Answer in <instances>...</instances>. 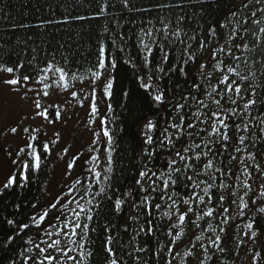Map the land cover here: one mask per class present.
<instances>
[{
	"label": "snow or ice",
	"instance_id": "snow-or-ice-1",
	"mask_svg": "<svg viewBox=\"0 0 264 264\" xmlns=\"http://www.w3.org/2000/svg\"><path fill=\"white\" fill-rule=\"evenodd\" d=\"M138 4L141 6H138ZM109 7V0H101L94 15L107 16ZM121 7L128 12H136L140 15L156 13V19L162 23L160 29L154 30V26H151V24L147 29H140L142 36L139 42L145 51V66L150 67L152 65L153 62L149 57L153 56L156 48L162 53L161 64H164L169 61V50H166V46L167 49H171L177 43L184 44L182 60L183 64L187 65L189 61L197 59L195 54L190 51L192 44L187 41H197L200 48L205 47L203 39L197 40L198 33L194 31L190 34L186 30V21L189 19L186 12L189 8H199L201 10L199 14L193 11L191 17L193 19L198 17V19L203 20L207 15L211 5L203 3L202 0H195V2L193 0H121ZM177 11L179 14L175 17L174 24L168 17L162 15L166 12ZM2 12L3 9H0V13ZM72 18L86 20L88 17L77 15ZM67 19L68 17L62 20L40 19L36 27L44 28L49 25H58L66 22ZM166 20L167 22H165ZM11 26L13 28L33 27L32 24L25 23ZM105 30L107 31V29ZM218 30L221 31L218 32ZM201 33H206L208 37L216 39V47L210 49L208 62L199 65L200 75L204 79L211 77V72L206 73L204 71L206 68H212L213 71L218 69L220 75L217 77L215 85L209 83L208 88L204 90L203 94L206 99L193 97L197 105L196 112H184V109L189 108L187 103H177L173 106L177 113V122H170L169 126L175 129V133L169 132V128L165 127L159 137L154 139V136L150 133L157 129V122L148 120L144 125L143 143L145 148L142 159L146 161H151L158 154L157 144L171 149L183 137L186 136L187 140L174 153L169 152V158L165 162L167 171L158 170V178L162 187L158 188L156 179H153L157 176V171H153L148 163L143 164V168L138 171V178L133 186L136 189L135 195L140 197L139 203L133 198V191L123 193V198H121V194L112 186L113 153L116 148L115 134L109 124L110 118L107 113L113 111L111 100L114 98V84L116 81L113 72L117 69L118 63L115 55L110 53L108 45L103 41L98 45L96 63L90 69V76L87 77L90 91H87L84 87L85 77L83 75H78L76 71L65 66H58L54 62V57L53 60L46 61L44 67L36 70L31 61L12 62L10 58L5 60L0 56V85L8 86L12 92H19L21 84L32 80L42 85V93L34 88H26L22 98H27L28 91H34L38 97L41 95L48 97L50 94L49 89L69 91L70 89H76L77 82H79V90H71L70 95L76 98L81 107L84 106L86 100L88 101L89 125L96 124L97 117L100 119L97 128H90L93 139L89 146V152L92 155L85 163L91 166L86 169L84 179L76 178L73 182L75 186L83 188V192L80 193L79 188L73 187L67 193V196L71 197L70 199L54 198V201L48 203V207L54 210L52 213L46 210L43 205L39 207L36 204L32 205L33 213L29 215L28 222H17L14 219L7 220L8 225L14 226V232L19 233L32 229L36 232L35 236L29 235L27 237L25 242L27 246L23 247L18 253L23 259V264H89L94 258L95 252L87 245L95 228L90 227L88 222L93 221L101 211L104 199L110 201L111 212L114 214L119 215L124 210L126 203L130 201L133 209H147L149 217H151L153 207L155 209L162 208L161 203L153 204V201L159 199L164 202L163 207L167 211H164L163 215L169 221H173L167 234L176 238L169 241L171 247L168 248V255L172 257L171 259L162 257L163 248L154 253L155 258L164 259L165 264H174L178 257L183 264H188V260L185 258L189 257L196 258L199 264H205V261L210 259L209 245L221 254L227 251L231 234L227 232L224 225H228L232 217L228 215L229 209L223 206L226 200L230 206L235 205L239 209V216H246L245 210L250 207V204L254 206L256 215L244 224L247 231L243 234L253 242L264 236V232L261 231V220L264 219V184L260 185L261 190L258 193H254L251 183L243 181L241 182L244 189L243 195L238 196L232 185L223 181L215 184L217 179L215 173H219L226 178L235 175L231 167H228L225 171L223 168H215L214 164L216 156L219 154L218 150H227L229 145L226 142L231 141L235 136L236 145L232 150L235 153H247L246 156L241 157L240 163L244 169L242 174L251 177L252 173L247 162L256 161L257 152L248 149L249 147L256 149L258 142L264 147V83H257V73L259 72L264 76V0H239L238 3L233 0V6L229 9L223 21L208 24L206 28L201 26ZM218 36L223 37V43L219 42ZM249 40H251V46ZM3 47L4 45H0V48ZM119 51H124L122 45L119 46ZM238 51H246L247 55H236ZM257 56L259 59H256ZM32 59L34 60L35 57H32ZM249 60H251V64H249ZM128 62L131 63V60ZM241 62L248 69L246 73L238 70V65ZM256 65H259V67H256V70L253 71L252 69ZM26 66L33 68V73L23 74L21 70L25 69ZM168 71H171V68ZM180 71L184 72V69L181 68ZM156 72L166 74V69L160 66L156 68ZM184 75L187 76V72H184ZM155 78L153 73L147 75L148 82H145L144 76L138 77L146 90L155 92L151 97L152 103L168 107L169 102L166 101V91L151 83ZM159 79H163V75ZM97 81H100L102 85L99 89L96 86ZM192 86L197 90L202 88L200 83H194ZM124 95L127 96L128 93H124ZM183 99L187 101L188 97L184 96ZM100 100H104L106 105L105 113H101ZM222 100L227 102V107L222 103ZM33 105L34 116L32 119L39 117L48 121V123H54L62 117L60 106L55 103L44 105L39 99H34ZM50 108L52 109L51 113L49 112ZM203 109H207V111H202ZM188 115L194 117V122H187L185 127V117ZM50 117H54V119ZM198 125H206V127H198ZM209 128L211 131H208ZM256 129H258L259 135L256 134ZM21 130L23 133L28 134V140L25 141L24 147H17L6 153L9 157L10 171L5 181L0 182V192L30 182L34 174L42 171L44 167L42 160L52 152L49 142L39 141L37 136L33 135L34 132H39V129L30 130L28 127H22ZM229 130L232 135L229 134ZM10 131L16 134L18 127H11ZM249 133H252V135H249ZM56 137L58 140L59 133L56 134ZM197 137H200V143L195 142ZM55 142L51 141V143ZM101 149H103V152H101ZM197 149L200 151H196ZM63 153L67 155L69 148H63ZM101 155L104 157L105 167L103 170H98ZM202 159L204 162L200 163ZM230 159L236 160L237 157L231 155ZM79 160L80 156L73 154L70 162L66 163V174L71 175L69 170L76 168ZM253 166L258 172L264 174V168H261L259 163H254ZM210 171L213 174L208 176L207 180L199 179L202 174L207 175ZM189 172L192 174L189 175ZM88 174H91L90 180ZM86 180L89 182L85 183ZM145 184H147V187H145ZM93 185H97L98 190L93 191ZM179 187L187 190L185 196L177 195ZM214 187L225 191L214 194L212 192ZM198 188L200 192L196 191ZM73 192L79 193L78 196L73 195ZM109 192H112L113 195L109 196ZM250 193H253V195L250 196ZM213 195L221 205L219 210L212 204ZM113 196H115V199H113ZM257 201H260L259 205H257ZM200 205L204 207L199 208ZM193 216H195L196 221L204 220L205 217H217V226L213 227L211 223H208L207 229H203L200 224L192 221ZM129 219L137 221L139 212L129 217ZM186 221L194 223L195 228L199 229L201 233L206 230L216 233L217 228H219V233L224 234H215L214 238L209 237L208 243L205 244L202 242L204 236L193 232L195 240L199 242V247L203 249V259H200L195 251L197 245L191 244V242L190 247L183 255L175 250L178 248L176 240H180L184 234ZM146 223L147 227H140L138 234L144 233L151 236L156 229L153 227L151 219L147 220ZM104 231L107 234L104 243V264H125L122 259L118 258L117 251L114 248V238L111 234L114 231V226L111 222L104 226ZM124 231H127L126 227ZM116 235L119 236V233ZM15 239V235H9L4 243H12ZM181 243H183L182 240ZM136 251L146 252L147 248L140 247ZM122 252L129 257L133 256V253L128 252L127 249H122ZM216 252H212L211 256H216ZM259 255V253L255 254V256ZM255 256L253 259H255ZM216 258L219 260V257ZM134 260L136 264H147V261H141L140 256H135ZM11 264H17L16 260H12Z\"/></svg>",
	"mask_w": 264,
	"mask_h": 264
},
{
	"label": "trees",
	"instance_id": "trees-1",
	"mask_svg": "<svg viewBox=\"0 0 264 264\" xmlns=\"http://www.w3.org/2000/svg\"><path fill=\"white\" fill-rule=\"evenodd\" d=\"M100 2L101 0H0V9H3V12L0 13V45H4L3 48H0V56L5 60L10 58L12 62L31 61L36 70L44 67L45 62L53 60L54 57V62L58 66H65L86 78L90 76V69L96 63L99 43L103 41L108 45L110 53L115 55L118 63L117 69L113 72L116 76L114 98L111 100L113 111L107 113L110 118L109 124L115 134L116 148L113 153L112 186L115 190H118L121 198H123V193L133 191V198L139 203L140 197L135 195L136 189L133 186L138 178V171L143 168V164L148 163V166L153 171H157V176L153 177V179H156L158 188L162 187L158 178V170L167 171L165 162L169 158V152L174 153L187 140L186 136L183 137L171 149L157 144L158 154L151 161H146L142 159L145 148L143 143L144 125L148 120L157 122V129L150 133L154 136V139L159 137L165 127L169 128V132L175 133V129L169 126L170 122H177V113L173 106L177 103H187L189 108L183 111L196 112L197 105L193 97L206 99L203 94L204 90L208 88L209 83L212 85L217 83V77L220 73L218 69L213 71L212 68H206L204 71L206 73L211 72V77L204 79L200 75L199 65L208 62L210 49L216 47V39L208 37L206 33H201V26L206 28L208 24H213L217 21L222 22L229 9L233 6V0H202L203 3L211 5L203 20L198 19V17L196 19L191 18L193 11L197 14L200 13L201 10L199 8H189L187 10L186 15L189 19L186 21V30L190 34L195 31L198 33L197 40L203 39L205 42V47L200 48L197 41H187L192 44L190 51L195 54L197 59L189 61L187 65L183 64L182 50L185 45L177 43L171 49H167L166 46V50H169V61L164 64H161L162 53L158 48L154 49L153 56L149 57L153 62L150 67L144 64L145 51L139 42L142 36L140 29H147L150 24L154 26V30L162 28V23L156 19V13L140 15L136 12H128L121 7V0H109V14L107 16H95L94 13L98 10ZM236 2L238 3L239 0H236ZM138 6L141 5L138 4ZM178 14L177 11L166 12L162 15L168 17L174 24L175 17ZM77 15L87 16L88 18L86 20L72 18ZM65 17H68V19L64 23L49 25L44 28L36 27L40 19L62 20ZM19 23L32 24L33 27L13 28L11 26ZM217 39H219L220 43H223V37L218 36ZM249 44L251 46V40H249ZM121 45L124 48L123 52L119 51V46ZM236 55L244 56L247 53L246 51H238ZM32 57H35V59L33 60ZM256 59H259V57L257 56ZM129 60H131V63L128 62ZM249 64H251V60H249ZM160 66L166 69V74L156 72V68ZM256 67H259V65L253 67L252 70L255 71ZM169 68H171V71H168ZM181 68L184 69V72H187V76L180 71ZM238 70L242 73L248 71L243 62L239 63ZM33 71V68L27 66L21 70L23 74H31ZM149 73H153L156 77L151 83L166 91V101L169 102L168 107L152 103L151 97L155 92L146 90L138 79L139 76H144L145 82H148L147 75ZM161 75H163V79H159ZM194 83H200L202 85L201 90L195 89L192 86ZM257 83H264V76L259 72L257 73ZM124 93H128V95L125 96ZM184 96L188 97L187 101L183 99ZM208 102L210 103V101ZM222 103L225 104V107L228 106L226 101L222 100ZM212 107L214 108L215 106L213 105ZM101 108H103V113H105L106 105L100 103ZM202 111H207V109ZM189 121L194 122V117L191 115L185 117V127ZM198 127H206V125H198ZM208 131H211V129L209 128ZM229 134L232 135L230 130ZM256 134L259 135L258 129H256ZM249 135H252V133H249ZM195 142L200 143V137H197ZM226 143L229 145L227 150H218L219 154L214 161L215 168H223L227 171V168L231 167L235 175L231 178H226L219 173H215L217 176L215 184L223 181L232 185L239 196L243 195L244 191L241 182L247 181L251 183L253 192L258 193L261 190L260 185L264 184V174L258 172L253 165L254 163H259L261 168H264V147L259 142L256 149L249 147V151L257 152V157L256 161L247 162L252 173L251 177H248L242 174L244 169L240 163L241 157L246 156L247 153H235L232 150L236 145L235 136ZM196 151L200 150L197 149ZM101 152H103V149H101ZM231 155H235L237 159H230ZM103 161L104 157L101 155L98 170L104 169L105 164ZM44 162H49L47 156L42 160V163ZM203 162L202 159L200 163ZM188 174L191 175L192 173L189 172ZM212 174V171L207 175L202 174L199 179L207 180L208 176ZM44 180L45 169L43 168L41 172L32 176L30 182L23 186H13L0 192V264H11L12 260H16L17 264H23V259L18 253L23 247L27 246L25 243L27 237L29 235L35 236L36 232L34 229L19 233L14 232V226L8 225L7 220L14 219L17 222H28L29 215L33 213L32 205H37L42 197ZM88 182V180L85 181V183ZM78 187L82 193L83 188ZM145 187H147V184H145ZM92 190H98V186L93 185ZM186 191L183 187H179L177 195L185 196ZM196 191L200 192V189L198 188ZM224 191V189L215 187L212 190L214 194ZM108 195L112 196L113 194L109 192ZM153 195L155 194L153 193ZM251 195L253 193H250ZM113 199H115V196H113ZM155 203H161L162 208L155 209L153 207L151 209V217L148 216L147 209H133L130 201L126 203L124 210L117 215L111 212L110 201L104 199L101 211H99L93 221L88 222L90 227L95 228L87 245L89 248L94 249L95 252L94 258L89 264H104V243L107 236L104 226L109 222L114 226V231L111 234L114 238V248L117 251V256L125 264H136L135 256H140L141 261H147V264H165L164 259H156L154 256V253L160 251L161 248L164 249L162 257L171 259L172 257L168 255V248L171 247L169 241L176 238L175 236H169L167 231L173 221H169L163 215V212L167 211L163 207L164 202L156 199L153 201V204ZM259 203L260 201H257V205ZM212 204L218 210L221 207L220 203L216 201L215 195H213ZM223 206L229 209L228 215L232 217L229 224L224 225L227 232L231 234L229 247L225 253L221 254L209 245L210 259L206 260L205 264H250L253 260L263 259L264 236L253 242L243 234L247 231L244 228V224L253 219L254 215H256V208L250 204V207L245 210L247 215L239 216V209L235 205L230 206L226 200ZM203 207V205L199 206V208ZM204 210L206 211L207 209ZM137 212H139L137 221L129 219V217L136 215ZM149 219H151L156 231L151 236L144 233L138 234L140 227H147L146 221ZM217 219V217H205L204 220L196 221L195 216L192 217V221L200 224L203 229H207L208 223L216 227ZM190 224L191 226H189ZM125 227L127 228L126 232L124 231ZM261 231L264 232V219L261 220ZM193 232L197 235L202 234L204 236L202 242L205 244L208 243V238H214L215 234L224 235L219 233V228H217L216 233L210 230L201 233L199 229L195 228L194 223L186 221L184 234L180 240H176L178 248L175 250H178L183 255L190 247L191 242V244L197 245L195 251L200 259H203V249L199 247V242L195 240ZM117 233H119V236L116 235ZM9 235H15L16 239L12 243L5 244L4 242ZM181 240L183 243H181ZM140 247H146L147 251L137 252L136 249ZM122 249L132 252L133 256L124 255ZM212 252H216V256H211ZM256 253L260 255L255 256ZM254 256L255 259H253ZM216 257H219V260ZM185 259L188 260V264H199V261L194 257ZM174 264H183V262L178 257Z\"/></svg>",
	"mask_w": 264,
	"mask_h": 264
},
{
	"label": "rangeland",
	"instance_id": "rangeland-1",
	"mask_svg": "<svg viewBox=\"0 0 264 264\" xmlns=\"http://www.w3.org/2000/svg\"><path fill=\"white\" fill-rule=\"evenodd\" d=\"M97 88L102 87L101 82L97 81ZM80 84L77 82L76 89L64 91L63 89H49V96H36L34 91H28L27 98H22L26 88H34L37 91H43L42 85L35 83V80L25 82L19 86V92L10 91L6 85H0V182L5 181L9 174L10 165L7 152L17 147H24L25 141L28 140V134L23 133L21 128L28 127L30 130L39 129V132H34L33 135L42 142H49L52 152L47 155L49 162H44L45 180L43 186V193L39 207L43 205L50 213L54 212L48 203L54 201V198H67L68 190L73 187L76 178L84 179L86 169L91 165L86 164L85 161L90 159L92 153L89 152V146L93 139L90 128H97L100 123L99 117L96 119V124L89 125V103L86 100L84 106L81 107L76 98L70 95L71 90H79ZM84 87L87 91L91 89L88 87L87 77L84 80ZM39 99L44 105L55 103L60 106L62 117L54 123H48L39 117L32 119L34 116L33 100ZM100 103L105 104L104 100ZM52 109H49L51 113ZM103 113V108H101ZM54 119V117H50ZM11 127H18L16 134L11 133ZM59 133L57 140L56 134ZM103 139V138H102ZM51 141H56L51 143ZM68 147L69 153L65 155L63 148ZM73 154L80 156L77 167L69 170L71 175L66 174V163L70 162ZM89 175V179L91 174ZM81 193V189L79 188ZM79 193L73 192V195L78 196ZM74 206V205H73ZM39 242V241H38ZM264 264L263 259H257L250 264Z\"/></svg>",
	"mask_w": 264,
	"mask_h": 264
},
{
	"label": "bare ground",
	"instance_id": "bare-ground-1",
	"mask_svg": "<svg viewBox=\"0 0 264 264\" xmlns=\"http://www.w3.org/2000/svg\"><path fill=\"white\" fill-rule=\"evenodd\" d=\"M41 187H42V185H41Z\"/></svg>",
	"mask_w": 264,
	"mask_h": 264
}]
</instances>
